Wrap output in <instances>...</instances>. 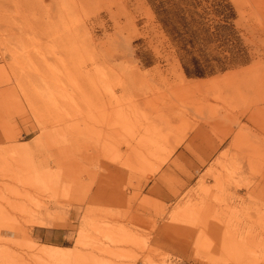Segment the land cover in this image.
I'll return each instance as SVG.
<instances>
[{
	"label": "rangeland",
	"instance_id": "1",
	"mask_svg": "<svg viewBox=\"0 0 264 264\" xmlns=\"http://www.w3.org/2000/svg\"><path fill=\"white\" fill-rule=\"evenodd\" d=\"M151 1L0 0V264H264V0L202 77Z\"/></svg>",
	"mask_w": 264,
	"mask_h": 264
},
{
	"label": "trees",
	"instance_id": "2",
	"mask_svg": "<svg viewBox=\"0 0 264 264\" xmlns=\"http://www.w3.org/2000/svg\"><path fill=\"white\" fill-rule=\"evenodd\" d=\"M154 12L163 31L178 47L183 68L188 76L202 77L213 73L215 67L209 52L212 43L219 42L212 50L224 47L229 41L221 34L230 30L229 19L233 16L231 5L226 0H211V10L219 16L216 24H208L209 8H198L203 0H152ZM210 28H213L210 31ZM217 60V59H216ZM223 64V63H221ZM226 69L224 65L218 67Z\"/></svg>",
	"mask_w": 264,
	"mask_h": 264
},
{
	"label": "bare ground",
	"instance_id": "3",
	"mask_svg": "<svg viewBox=\"0 0 264 264\" xmlns=\"http://www.w3.org/2000/svg\"><path fill=\"white\" fill-rule=\"evenodd\" d=\"M249 69V68H248ZM248 69L246 71H248ZM245 71V70H244ZM238 73V72H237ZM237 73H231L230 75H237ZM134 74L138 77H140V79H145L147 75L145 74H140V73H136L134 72ZM229 75V76H230ZM148 78L152 81H154L156 78H157V74L156 73H150ZM178 82H175L173 81V83H171V85H167V88L169 90L172 91V93L174 92L173 90L174 89H182V90H194L195 88H201L203 85H204V82L201 81V82H194V83H191V82H188L187 80H185L183 78V76H179L178 78ZM221 79V78H220ZM146 80V79H145ZM168 80V79H167ZM219 80V79H218ZM34 245H30V247H33ZM45 252H47L46 250H43ZM60 253L56 254L57 256L59 255Z\"/></svg>",
	"mask_w": 264,
	"mask_h": 264
},
{
	"label": "crops",
	"instance_id": "4",
	"mask_svg": "<svg viewBox=\"0 0 264 264\" xmlns=\"http://www.w3.org/2000/svg\"><path fill=\"white\" fill-rule=\"evenodd\" d=\"M203 133H204V131L203 130H200V132H199V134H197V136L199 135V136H203ZM106 169H108L109 170V168H107V167H105ZM153 189H150V191H152ZM167 236V237H169L167 234H165V233H163L162 234V236H161V239L163 238V236ZM170 238V237H169ZM166 243L168 244V245H170V246H173L174 244H172L171 245V238H170V242H168V241H166ZM48 246H51V245H48ZM43 247H47L46 245H44ZM54 247H59V246H54ZM172 249H174V247H171Z\"/></svg>",
	"mask_w": 264,
	"mask_h": 264
}]
</instances>
